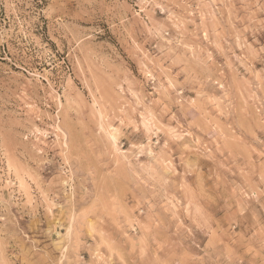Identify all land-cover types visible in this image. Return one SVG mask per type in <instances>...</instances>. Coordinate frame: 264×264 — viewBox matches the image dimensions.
Wrapping results in <instances>:
<instances>
[{
  "label": "rangeland",
  "instance_id": "374dc122",
  "mask_svg": "<svg viewBox=\"0 0 264 264\" xmlns=\"http://www.w3.org/2000/svg\"><path fill=\"white\" fill-rule=\"evenodd\" d=\"M0 264H264V0H0Z\"/></svg>",
  "mask_w": 264,
  "mask_h": 264
}]
</instances>
